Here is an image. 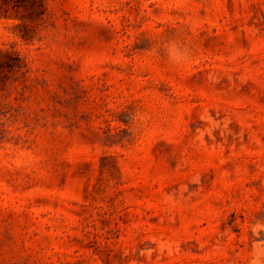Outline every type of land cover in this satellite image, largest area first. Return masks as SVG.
Instances as JSON below:
<instances>
[{"label": "rangeland", "instance_id": "obj_1", "mask_svg": "<svg viewBox=\"0 0 264 264\" xmlns=\"http://www.w3.org/2000/svg\"><path fill=\"white\" fill-rule=\"evenodd\" d=\"M180 34L173 67L149 49ZM264 246V0H0V264H248Z\"/></svg>", "mask_w": 264, "mask_h": 264}, {"label": "clouds", "instance_id": "obj_2", "mask_svg": "<svg viewBox=\"0 0 264 264\" xmlns=\"http://www.w3.org/2000/svg\"><path fill=\"white\" fill-rule=\"evenodd\" d=\"M149 51L153 56L176 68L184 67L193 56L191 46L180 34L156 39ZM248 264H264V246L257 245L252 250Z\"/></svg>", "mask_w": 264, "mask_h": 264}]
</instances>
